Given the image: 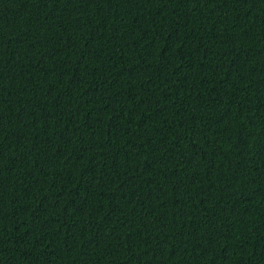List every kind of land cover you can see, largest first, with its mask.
Wrapping results in <instances>:
<instances>
[{"label": "trees", "instance_id": "16d2710c", "mask_svg": "<svg viewBox=\"0 0 264 264\" xmlns=\"http://www.w3.org/2000/svg\"><path fill=\"white\" fill-rule=\"evenodd\" d=\"M0 264H264V0H0Z\"/></svg>", "mask_w": 264, "mask_h": 264}]
</instances>
